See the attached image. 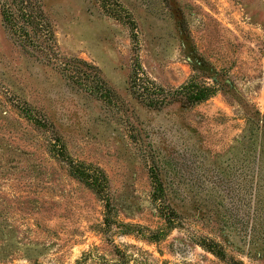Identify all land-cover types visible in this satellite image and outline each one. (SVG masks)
<instances>
[{
    "label": "rangeland",
    "instance_id": "1",
    "mask_svg": "<svg viewBox=\"0 0 264 264\" xmlns=\"http://www.w3.org/2000/svg\"><path fill=\"white\" fill-rule=\"evenodd\" d=\"M38 1L41 49L0 0V264H264V0Z\"/></svg>",
    "mask_w": 264,
    "mask_h": 264
},
{
    "label": "trees",
    "instance_id": "2",
    "mask_svg": "<svg viewBox=\"0 0 264 264\" xmlns=\"http://www.w3.org/2000/svg\"><path fill=\"white\" fill-rule=\"evenodd\" d=\"M1 6L4 22L22 45L41 49L45 43H50V45L52 44L51 41L54 39V34L38 0H3ZM50 48L51 46L49 49ZM134 79L132 89L137 98L147 103L148 106L156 108L162 107L165 103H167L168 95L159 94L161 93L160 90L155 88L152 89L150 86H137V72L134 74ZM103 89L101 83L99 84L98 82L95 86H93L94 92L100 93L101 96H106L107 93L105 89ZM206 91L207 89L201 88L199 85L192 83L191 85L180 87L179 89L173 91L171 96L183 94L188 103L192 104L202 101L205 98ZM29 117L31 120H34L32 116ZM36 124L38 126L46 127L45 123L39 120H36ZM56 143L58 144H53V147H57V145H59L60 150L57 152L58 155L65 156L64 145L61 144L60 140L57 138ZM64 159L67 160L68 158L65 156ZM71 164L75 165L74 163ZM71 170L76 177H85L84 171L78 168L77 165L72 166ZM160 197L161 193L158 191L156 198L160 199Z\"/></svg>",
    "mask_w": 264,
    "mask_h": 264
}]
</instances>
